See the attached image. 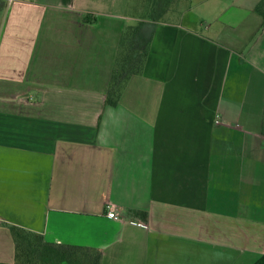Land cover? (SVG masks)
Wrapping results in <instances>:
<instances>
[{"label": "crops", "instance_id": "obj_1", "mask_svg": "<svg viewBox=\"0 0 264 264\" xmlns=\"http://www.w3.org/2000/svg\"><path fill=\"white\" fill-rule=\"evenodd\" d=\"M5 1L0 263L14 260L17 226L97 250L99 264H255L264 255L260 0H173L155 21L130 13L132 0ZM138 22L143 70L108 105L120 38Z\"/></svg>", "mask_w": 264, "mask_h": 264}, {"label": "trees", "instance_id": "obj_2", "mask_svg": "<svg viewBox=\"0 0 264 264\" xmlns=\"http://www.w3.org/2000/svg\"><path fill=\"white\" fill-rule=\"evenodd\" d=\"M172 3L173 0H152L151 7L143 10L147 15L142 17L159 20ZM254 11L262 17L264 30V0L256 4ZM141 25L138 22L124 28L106 94L108 105H116L126 81L143 70L148 41L140 35ZM139 214L142 218L146 215L145 212ZM11 232L15 244L14 260L12 263L0 264H99L100 253L97 250L49 243L44 241L42 235L17 226H13ZM255 264H264V255Z\"/></svg>", "mask_w": 264, "mask_h": 264}, {"label": "rangeland", "instance_id": "obj_3", "mask_svg": "<svg viewBox=\"0 0 264 264\" xmlns=\"http://www.w3.org/2000/svg\"><path fill=\"white\" fill-rule=\"evenodd\" d=\"M2 1V6L5 5L4 2H6L5 0H0V2ZM151 1L152 0H132L131 5H130V13H132L134 16L139 17L140 19H144L142 16H146L147 12H144L143 10L150 8L151 7ZM148 5V6H147ZM1 8H0V14H1ZM166 12L162 13V16L165 15ZM161 16V17H162ZM141 41V40H139Z\"/></svg>", "mask_w": 264, "mask_h": 264}, {"label": "built area", "instance_id": "obj_4", "mask_svg": "<svg viewBox=\"0 0 264 264\" xmlns=\"http://www.w3.org/2000/svg\"><path fill=\"white\" fill-rule=\"evenodd\" d=\"M106 208L108 210V212H107V216L108 217H110V218H117L118 215L116 214V212H114V210L112 209L111 206H107Z\"/></svg>", "mask_w": 264, "mask_h": 264}]
</instances>
